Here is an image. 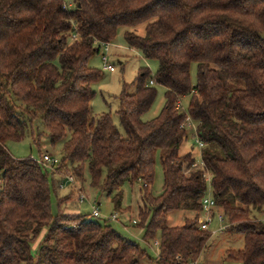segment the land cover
Masks as SVG:
<instances>
[{
  "label": "trees",
  "instance_id": "1",
  "mask_svg": "<svg viewBox=\"0 0 264 264\" xmlns=\"http://www.w3.org/2000/svg\"><path fill=\"white\" fill-rule=\"evenodd\" d=\"M73 1L66 8L65 0H0V264H139L146 257L107 221L71 212L72 194L60 198L53 216L49 165L15 158L7 148L28 133L40 147L38 119L52 146L64 141L53 171L82 184L87 172L117 212L128 210L123 187L141 184L134 225L147 240L159 235L157 264L195 263L206 249L212 234L198 221L206 172L226 231L244 238L243 249L228 258L264 264V222L254 215H264V0ZM141 25L145 34L128 30L125 44L156 61L158 70L153 76L142 68L119 95L124 135L110 113L93 115V85L103 74L89 61L121 28ZM157 87L166 88L165 106L145 122ZM188 96L185 111L180 102ZM188 116L204 144V168L193 167L198 153H182ZM158 152L164 185L154 196ZM174 211L196 216L169 227Z\"/></svg>",
  "mask_w": 264,
  "mask_h": 264
},
{
  "label": "rangeland",
  "instance_id": "2",
  "mask_svg": "<svg viewBox=\"0 0 264 264\" xmlns=\"http://www.w3.org/2000/svg\"><path fill=\"white\" fill-rule=\"evenodd\" d=\"M73 0H65V4L68 7L73 6ZM146 25H141L134 28H121L118 32L116 40L112 43L111 52L109 53V63L114 66L113 71H105L104 63L102 61V52L96 53L89 61V66L103 74V79L93 85V90L96 93L92 104V112L94 116L110 113L112 115L114 124L120 128L122 134L125 135L124 130L120 126V120L117 115L119 107L118 97L123 92L125 85L131 86L138 77L140 70L144 67L150 69L154 76L158 70V63L152 60H146L143 55L135 49H130L125 44L124 34L126 31L131 30L138 35L145 34ZM192 84L197 82V64H193L191 68ZM131 92L134 91V87H131ZM158 96L151 109L144 114L142 120L145 122L151 121L158 117L165 106L166 88L157 87ZM190 102V97H185L181 100L180 105L183 110L187 111ZM35 135L41 134L40 147L34 142L31 133H28L26 138L21 142H9L7 148L9 152L19 159L31 158L35 161L41 162L43 155L49 154L51 156L61 157L64 141L59 142L56 146H52L50 139L45 131L40 119L35 121L33 126ZM194 152L199 154V149L194 140L190 137L189 140L183 145L182 153ZM160 152L156 155L155 164V179L152 187V193L154 196H159L163 191L164 185V173L160 159ZM49 174V182L52 191V214L57 216L59 214V200L60 198L72 196V202L68 205L79 214L83 216V219L94 220L98 222H108L116 231L125 236L126 238L136 242L140 245L141 249L146 252V257L142 259L139 264H157L159 256V247L156 246V241H159V235L154 239L147 240L145 238V232L142 228L133 224V222L139 223L137 217L138 209L142 205V192L141 184L127 183L123 187V209H128L125 213L117 212L113 199L108 197L101 189L92 187L90 183V176L86 172L85 182L82 184L76 181V187L81 189L87 196L85 202L80 203L78 201L79 193L73 191V186L68 183L63 189L56 190V183L66 180L63 178L67 175L74 177L73 174H67L64 170L57 173L49 166L46 167ZM60 175H59V174ZM100 204V211L102 218L92 217V205ZM132 212H131V210ZM114 214L119 215L118 222L108 221ZM259 220L264 222V215L254 213ZM195 214L189 211H174L168 215L167 225L169 227H181L185 225L186 218L193 219ZM203 219V216H199L198 221ZM228 222L225 219L223 223H220L217 217L214 219L209 232L212 234L210 241L207 244L204 252L197 258L195 263L188 264H242L239 261L229 259L227 254L229 251H239L244 247V238L241 234L230 233L225 231H219L221 226H227Z\"/></svg>",
  "mask_w": 264,
  "mask_h": 264
},
{
  "label": "built area",
  "instance_id": "3",
  "mask_svg": "<svg viewBox=\"0 0 264 264\" xmlns=\"http://www.w3.org/2000/svg\"><path fill=\"white\" fill-rule=\"evenodd\" d=\"M70 8V7H66ZM74 39H76V36L74 35ZM112 44L110 43H101L100 44V52H102V61L104 63V70L105 71H113L114 66L109 63V53L111 52ZM151 85H153V82H151ZM182 127L189 133L190 137L194 140L195 144L197 145L199 149V154H198V159L195 161L193 167L194 168H204L203 163L201 161V151L204 148V144L201 142L198 136L197 132V126L192 120L190 116H188L183 123ZM45 164L49 165L51 168H56L59 163H60V158L57 156H51L49 154H45L43 156L42 160ZM205 180L207 183V191L205 196L202 199V216L203 219L200 220L199 226L202 230L204 231H209L214 219L217 217L218 221L220 223H223L224 220L226 219L224 213L218 209V206L216 204V200L213 195V186H212V176L209 172L205 173ZM67 183L70 186H73V190L77 191L79 193L78 196V201L80 203L85 202L87 200V196L79 189L76 187V180L72 176H67L65 182L61 183L60 187L61 189L65 188ZM92 217L94 218H102L101 216V211H100V204H94L92 205ZM110 221L112 222H118L119 220V215L114 214L109 218ZM133 224H136L134 221ZM227 226H221L219 229L220 231H225L228 228ZM156 246H160V242L156 241ZM197 264V263H196Z\"/></svg>",
  "mask_w": 264,
  "mask_h": 264
},
{
  "label": "crops",
  "instance_id": "4",
  "mask_svg": "<svg viewBox=\"0 0 264 264\" xmlns=\"http://www.w3.org/2000/svg\"><path fill=\"white\" fill-rule=\"evenodd\" d=\"M71 212H74V213H76V214H78V211H75V209H72V210H70ZM220 231V230H219Z\"/></svg>",
  "mask_w": 264,
  "mask_h": 264
}]
</instances>
